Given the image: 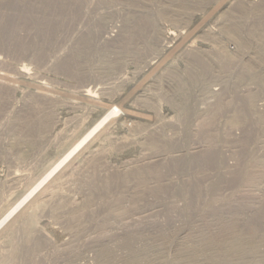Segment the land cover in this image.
I'll return each mask as SVG.
<instances>
[{
  "label": "rangeland",
  "instance_id": "1",
  "mask_svg": "<svg viewBox=\"0 0 264 264\" xmlns=\"http://www.w3.org/2000/svg\"><path fill=\"white\" fill-rule=\"evenodd\" d=\"M133 2L67 4L75 19L50 32L32 21L29 2L19 39L9 43L0 33V69L18 78V92L0 106V215L84 130L105 93L117 96L118 108L91 146L102 153L94 164L87 162L94 152L81 154L17 213L14 233L3 229L0 264H96L89 243L128 230L134 239L124 251L141 252L113 264H264V0ZM139 10L153 28L148 44L120 39ZM96 23L92 52H85L79 37ZM76 48L83 76L52 68ZM35 86L52 101L34 110V121L48 114L50 125L31 145L14 129ZM11 171L28 180L13 181Z\"/></svg>",
  "mask_w": 264,
  "mask_h": 264
},
{
  "label": "bare ground",
  "instance_id": "2",
  "mask_svg": "<svg viewBox=\"0 0 264 264\" xmlns=\"http://www.w3.org/2000/svg\"><path fill=\"white\" fill-rule=\"evenodd\" d=\"M107 0H101V2H106ZM133 3H136V0H133ZM31 2L34 6H32V10L35 12V19L32 18V21H36L35 24H37V26L42 27V25H44V30L50 32L52 31V29H60L61 27H63L65 24H69L70 20L72 21L73 19H75V15L76 12L75 10H73L74 12H72L71 8H67V6L65 5H72V4H77L78 2H80V0H0V10L1 9H6L8 7H10L11 12H7L10 15L7 16L8 20L5 22H0V33L4 34V36L7 38L8 42L12 43L15 41L16 36L19 39L18 33L16 32V30H18V26L20 25V16L23 15L24 17H28V13H26V8L28 6V3ZM64 4V5H62ZM66 7V8H65ZM8 10V9H6ZM71 11V12H70ZM1 12V11H0ZM17 12V18L15 19L16 15L15 13ZM4 13V12H3ZM2 15V13H1ZM131 21L128 22L125 26V28L123 29V32L121 33V40L124 41H131V40H135V39H140L142 40L144 43H150L151 41H153L152 37L153 36V28L152 25L150 24V20L147 18V16L145 14H143L140 10L138 12H133L132 13V17H131ZM17 20V21H15ZM15 24H14V23ZM33 24V25H35ZM16 29H15V27ZM32 27V26H31ZM100 25L99 24H95V26L93 27V30L89 33V34H82L79 37L78 43H83L84 45H82V48H85V52H92V47H91V42L94 40V37L96 36L97 32H99L100 30ZM34 28V27H33ZM46 39H50L51 36L49 35L48 37H45ZM54 40V39H53ZM55 41V40H54ZM53 41V43H54ZM50 42V41H49ZM193 41H190V44H192ZM20 44L18 40H16V45ZM22 49V48H21ZM44 50V49H43ZM44 53V52H43ZM42 53V54H43ZM75 53V54H73ZM41 54V55H42ZM78 49H72L70 52H68V54L64 55L63 57H61L59 60V62H57L56 64L53 65V69H55L56 71H59L60 73H64L67 76H83L84 74L82 72H80V62L81 60H79L78 56ZM189 56L192 57L191 52L188 53ZM41 58V57H39ZM38 58V59H39ZM12 60V59H11ZM56 62V61H55ZM5 63V62H4ZM6 64V63H5ZM8 65V64H7ZM6 65V66H7ZM12 65V64H11ZM14 66V65H13ZM51 66V65H50ZM1 67V66H0ZM9 68V67H8ZM13 68V67H12ZM49 68V67H48ZM4 70V69H2ZM0 69V106H3L5 102V99L8 98V96L10 94L13 95L14 91L17 89L15 86V83L17 82V79L14 78L11 73L9 74L8 72L2 71ZM9 70V69H8ZM51 70V69H50ZM57 73V72H56ZM59 73V74H60ZM47 74V73H46ZM14 75V74H13ZM47 76V75H46ZM34 78V77H33ZM52 78V77H51ZM55 78V76H54ZM24 80H28V78L26 76H23ZM46 79V78H45ZM30 82V81H29ZM81 83V82H80ZM43 86V85H42ZM45 86V85H44ZM50 86V85H49ZM32 87V86H31ZM36 87V86H35ZM40 87V85L38 86ZM46 87V86H45ZM34 88V87H33ZM32 88V89H33ZM41 88V87H40ZM36 87V90H32L34 92H32L31 94L29 93V98L25 101V103L23 104L22 107V111L19 114V121H21V119L23 120V122L21 123H17L15 125H17L16 127L13 125V127H15V132L17 134V136H21L22 139L23 138H27L29 144L34 145L38 143L39 139L43 136H45L46 134V129L48 128L47 126L50 125L48 124L49 118L50 116L48 114L43 115L42 118L40 117V119L35 117V121L32 119L34 110L36 108L37 105L41 104V102H49L51 100L50 96L52 95H48V92L43 89H40ZM43 88V87H42ZM20 89V87H19ZM35 89V88H34ZM50 89V88H48ZM47 89V90H48ZM18 90V89H17ZM16 90V91H17ZM29 90V89H28ZM15 91V93H16ZM23 91V89H22ZM21 91V92H22ZM48 91H52V90H48ZM105 91V90H104ZM18 92V91H17ZM21 92H19L21 94ZM86 92V91H85ZM88 92V91H87ZM27 93V92H26ZM53 93V91H52ZM55 93V92H54ZM113 92L108 94L105 93V96H102V100L97 102L99 109L98 111H96V113L94 114V117L92 120H88L89 122L86 123V126L84 127V130L81 129L79 130V132L76 133V136L72 137L70 141H68V143L65 145V147L62 149V151L55 156V159L46 167H44L45 169L43 170V172L41 173V175L38 176L37 180L35 178V182H33L32 184H28L26 185L24 188V190L19 191L16 194L11 195L10 199H11V204L9 207L6 208V210L0 215V234L3 231V229L6 228L7 229H12L13 228V233H14V227L18 226V222H16V219L18 218L17 213L19 211L22 210V208L27 205L29 202H31L34 198H36V196L45 188H47V186L49 185V183H51L53 180H55V177L59 174V173H63L65 170L70 169V167H72V164L74 163V161L84 152L88 151L90 152V155L92 154L94 156L95 155H100L101 153V149H99L98 147L100 146H96L97 143L99 142H95L96 144H94L93 146H96V149H92L91 150V146L94 143L95 139H98L99 136H101V138L103 137L104 134H106V130L108 128V125L110 123L113 122V120L115 119L114 116L116 115V112L118 111L117 105H116V100H117V96H115V94H112ZM84 95L87 93H83ZM89 94V93H88ZM23 95V94H22ZM31 95V96H30ZM58 95V94H57ZM85 95V96H86ZM107 95V96H106ZM28 95L26 94V97ZM89 96L91 97V95L89 94ZM88 96V97H89ZM53 97V96H52ZM3 98H5L3 100ZM11 98V97H10ZM56 98V97H55ZM2 99V100H1ZM85 99V98H84ZM87 99V96H86ZM89 99V98H88ZM124 99V98H123ZM9 100V99H8ZM91 102V99H89ZM4 101V102H3ZM52 101V100H51ZM88 101V100H86ZM23 103V102H22ZM50 103V102H49ZM71 105L67 104V107L72 106L73 102L69 103ZM95 104V102H94ZM74 105V104H73ZM12 106V105H11ZM77 106V105H75ZM20 107V106H19ZM1 108V107H0ZM17 108V107H16ZM38 108V106H37ZM40 108V107H39ZM73 108V107H71ZM2 109V108H1ZM10 109V108H9ZM45 110V109H44ZM61 110V109H60ZM69 110V109H68ZM67 110V111H68ZM36 111V110H35ZM75 111V110H74ZM2 112V111H1ZM71 112V111H70ZM19 113V112H18ZM62 114V113H61ZM86 114V113H85ZM35 115V114H34ZM137 116L136 114H130V117H134ZM41 116V115H39ZM86 116V115H85ZM88 117V116H87ZM1 119V118H0ZM13 119V118H12ZM118 119V118H117ZM10 120V119H9ZM66 120V119H65ZM120 120V119H119ZM123 120V119H122ZM3 122V121H2ZM1 122V123H2ZM119 123V121H116ZM66 123V122H65ZM71 123V122H70ZM53 124V123H51ZM120 124V123H119ZM122 124V123H121ZM126 124V123H125ZM131 124V123H130ZM56 125V124H55ZM74 125V124H73ZM124 125V124H123ZM4 126V125H3ZM122 126V125H121ZM74 127V126H73ZM131 127V126H130ZM55 129V128H54ZM128 130V129H127ZM7 131V130H6ZM5 131V132H6ZM50 131V130H49ZM60 132V131H59ZM118 132V131H117ZM245 138L249 139L251 137V129L247 128L245 131ZM56 134V132H55ZM15 135V134H14ZM57 135V134H56ZM73 135V134H72ZM51 138V137H50ZM19 139V138H18ZM20 138V140H22ZM44 139V138H43ZM20 140H18L19 142H21ZM25 140V139H23ZM51 140V139H50ZM54 140V139H53ZM125 140V139H124ZM97 141V140H96ZM123 141V139H122ZM6 142V141H5ZM11 142V141H10ZM43 142V141H42ZM124 142V141H123ZM151 143H153L151 141ZM150 143V144H151ZM5 145V144H4ZM103 145V144H102ZM3 146V145H2ZM11 146V144H10ZM20 146V145H19ZM29 146V145H28ZM23 147V146H22ZM102 147V146H101ZM164 147V146H162ZM4 149V148H3ZM7 149V148H6ZM28 149H30V147H28ZM39 149V148H38ZM25 150V149H24ZM3 151V150H2ZM13 151V150H12ZM35 151V150H34ZM44 151V150H43ZM10 152V151H9ZM30 152V151H29ZM96 152V153H95ZM13 153V152H12ZM27 153V152H26ZM87 154V153H86ZM102 154V153H101ZM6 155V153H5ZM15 155V154H14ZM30 155V154H29ZM10 156V155H9ZM21 156V155H20ZM37 156V155H36ZM86 156V155H85ZM6 157V156H5ZM14 157V156H13ZM84 157V156H82ZM79 157V158H82ZM87 157V156H86ZM85 157V159H87ZM91 157V156H89ZM102 157V156H101ZM100 157V158H101ZM94 158L95 156L91 159L90 162L89 159L87 162L94 164ZM4 160V159H3ZM22 160V159H21ZM79 161V160H78ZM23 162V160H22ZM27 162V161H26ZM31 162V161H30ZM85 162V161H84ZM86 162V163H87ZM102 162V161H101ZM83 163V162H82ZM96 163V162H95ZM63 164V166L60 168V170L54 174V176L50 177L52 175V173L59 168L61 165ZM75 164V163H74ZM78 164V163H77ZM76 164V165H77ZM104 164V163H103ZM102 164V166H103ZM169 164V163H168ZM167 164V165H168ZM14 165V164H13ZM82 165V164H81ZM80 165V166H81ZM109 165V164H108ZM6 166V165H5ZM95 166V165H94ZM111 166V165H110ZM173 167H175V164H169V170H172ZM75 168V167H73ZM87 168V167H86ZM101 168V167H100ZM98 168V169H100ZM31 169V168H30ZM76 169V168H75ZM80 170V169H79ZM84 170V169H83ZM25 171V170H24ZM28 171V170H27ZM32 172V171H31ZM69 172V171H68ZM30 173V172H29ZM23 172V175H19L20 177H24L26 178V174ZM3 175V174H2ZM1 175V176H2ZM18 176L17 173H14L11 171V179L13 181H17L20 177ZM29 176V175H28ZM71 176V175H70ZM31 177V176H30ZM86 177V176H85ZM61 178V177H60ZM77 178V176L75 177ZM74 178V179H75ZM23 179V178H22ZM27 179V178H26ZM21 180V178H20ZM28 180V179H27ZM47 180V181H45ZM64 178L61 180L63 181ZM85 180V179H84ZM90 180V179H89ZM18 182V181H17ZM16 182V183H17ZM74 182V181H73ZM76 182V181H75ZM79 182V181H78ZM82 182V181H80ZM88 181H86L87 183ZM91 182V181H89ZM93 183H97L96 181L94 182V180L92 181ZM12 183V182H11ZM56 184L58 183L55 182ZM54 183V184H55ZM84 183V181H83ZM93 183L92 186H93ZM55 184V185H56ZM61 184V183H60ZM63 184V183H62ZM79 184V183H78ZM85 184V183H84ZM21 185V184H20ZM13 186V185H12ZM54 186V185H53ZM71 186V185H70ZM84 186V185H83ZM89 186V185H88ZM87 186V187H88ZM91 186V185H90ZM10 187V186H9ZM55 188V187H54ZM57 188V187H56ZM79 188V187H78ZM83 189V188H82ZM10 190V188H9ZM14 190V189H13ZM62 190V189H61ZM57 192V190H55ZM60 191V189H59ZM72 192V191H71ZM263 192V191H262ZM13 193V192H12ZM51 193V192H50ZM50 195V194H49ZM44 196V195H43ZM66 196V195H65ZM59 199V198H58ZM55 202V201H54ZM30 204V203H29ZM59 204V203H58ZM71 204V203H68ZM57 205V204H56ZM65 205V204H64ZM63 205V206H64ZM57 207V206H56ZM59 207V206H58ZM48 208V207H47ZM73 208V207H71ZM58 209V208H57ZM106 209V208H105ZM39 211V210H38ZM31 212V211H30ZM58 212V211H57ZM67 212V211H66ZM261 213V210H260ZM59 214V213H58ZM36 215V214H35ZM37 216V215H36ZM51 216L54 217V215L51 214ZM262 217H264V212L261 213ZM47 217V216H46ZM32 218V217H31ZM57 219V217H56ZM67 221V220H66ZM35 222V221H34ZM16 223L18 225H16ZM56 223V222H55ZM54 223V224H55ZM15 224V226H14ZM68 224V223H67ZM81 224V223H80ZM79 224V225H80ZM51 225V224H50ZM56 225V224H55ZM61 225V224H60ZM78 225V226H79ZM21 226V225H20ZM18 228V227H17ZM32 228V226H31ZM19 229V228H18ZM26 229V228H25ZM29 229V228H28ZM39 230V229H38ZM12 231V230H11ZM67 231V230H66ZM10 232V231H9ZM45 232V231H44ZM49 232V231H48ZM8 235V234H7ZM41 235V234H40ZM6 236V235H5ZM36 236V235H35ZM49 236V235H48ZM102 236V235H101ZM99 239H93L90 243L89 246L92 247L93 251L95 250V258H97V263L96 264H113V262L117 259V258H123V259H129V258H134L137 257L138 254H140L141 250H134L131 252H129L130 250H128V252L124 251L127 250L124 247L128 246L130 244V242L134 239V235L132 233V231L128 230L125 231L123 234H116L115 236H110V237H106V238H102L104 236H102ZM2 237V236H1ZM8 238V237H7ZM46 238V237H45ZM6 239V238H5ZM41 239V238H39ZM37 239V243L38 244V240ZM51 239V238H50ZM40 241V240H39ZM2 242V241H1ZM96 242V243H94ZM222 243V241H220ZM41 243V241L39 242ZM46 243V241H45ZM93 243V244H91ZM109 243V244H107ZM35 244V245H36ZM107 244V245H106ZM221 245V244H220ZM40 246V245H39ZM221 246H224V244H222ZM37 247V246H35ZM87 247V246H86ZM85 247V248H86ZM220 247V246H219ZM81 248V247H80ZM224 248V247H223ZM82 250H84L83 248H81ZM3 250V249H2ZM6 251V250H5ZM91 251V250H90ZM38 253V252H37ZM40 253V252H39ZM84 254V253H83ZM56 255V254H55ZM63 255V254H62ZM89 258V257H88ZM84 260V259H83ZM77 260H71L69 263L70 264H76ZM81 261V260H80ZM118 261H121V259H119ZM87 262V261H86ZM84 263V264H90V263ZM105 262V263H104ZM83 263V262H82Z\"/></svg>",
  "mask_w": 264,
  "mask_h": 264
}]
</instances>
